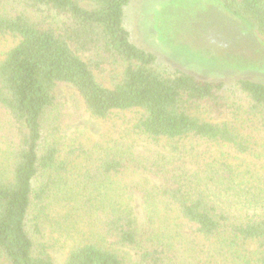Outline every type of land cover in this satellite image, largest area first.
Here are the masks:
<instances>
[{
	"label": "trees",
	"instance_id": "1",
	"mask_svg": "<svg viewBox=\"0 0 264 264\" xmlns=\"http://www.w3.org/2000/svg\"><path fill=\"white\" fill-rule=\"evenodd\" d=\"M10 1L20 7L0 10V36L19 42L0 61V264H57L42 241L52 197L98 221L62 264H182L107 190L130 173L154 182L142 191L145 201L175 210L211 243L216 264H264V181L223 151L250 154L253 136L264 134V84L240 79L229 87L163 69L123 25L133 0H0V7ZM216 1L264 45V0ZM58 83L71 84L93 118L138 111L133 130L153 153L140 160L120 144L63 153Z\"/></svg>",
	"mask_w": 264,
	"mask_h": 264
},
{
	"label": "rangeland",
	"instance_id": "2",
	"mask_svg": "<svg viewBox=\"0 0 264 264\" xmlns=\"http://www.w3.org/2000/svg\"><path fill=\"white\" fill-rule=\"evenodd\" d=\"M83 5L93 7L89 3ZM3 7L11 11L20 6L17 1H10L0 10ZM32 16L39 17L38 14ZM123 25L130 33V40L153 53L158 65L169 72L179 70L205 81L223 82L229 87L240 79L264 84V45L216 0H133L124 9ZM18 42L15 35L0 36V61ZM56 97L64 115L58 133L63 153L72 145L97 153L101 147L114 144L130 147L140 160L153 153L154 147L149 141L133 130L138 111L116 113L106 120L93 118L76 89L68 83H58ZM207 116L213 122L229 119L214 114ZM253 139L256 144L250 154L223 151L236 168L252 169L264 181V134L254 135ZM204 149L202 145L199 150ZM210 150L217 151L214 147ZM5 156L6 148L0 140V163ZM153 185L145 176L130 173L114 178L107 184V190L122 207L132 211L141 228L150 227L157 238L171 246L182 264H216L211 243L197 236L190 224L178 218L175 210L145 201L142 191ZM47 205L48 219L42 241L53 260L62 264L71 248L89 231L96 230L98 221L94 215L71 212L64 205L59 206L56 197ZM248 248L255 251V244L249 243Z\"/></svg>",
	"mask_w": 264,
	"mask_h": 264
}]
</instances>
